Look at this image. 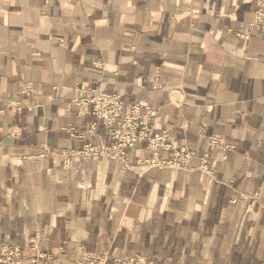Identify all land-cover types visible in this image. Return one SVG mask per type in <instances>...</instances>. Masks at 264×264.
Masks as SVG:
<instances>
[{
  "label": "crops",
  "instance_id": "0c3cea01",
  "mask_svg": "<svg viewBox=\"0 0 264 264\" xmlns=\"http://www.w3.org/2000/svg\"><path fill=\"white\" fill-rule=\"evenodd\" d=\"M259 4L0 0V246L20 247L16 264H35V237L46 264H264ZM101 83L153 111L188 168L148 166L144 144L123 162L81 154L112 143L74 103Z\"/></svg>",
  "mask_w": 264,
  "mask_h": 264
},
{
  "label": "built area",
  "instance_id": "2783aa9c",
  "mask_svg": "<svg viewBox=\"0 0 264 264\" xmlns=\"http://www.w3.org/2000/svg\"><path fill=\"white\" fill-rule=\"evenodd\" d=\"M246 27L249 31H264V7L262 5H258L253 20ZM248 32L241 31L237 35L242 39H247ZM84 93V98L74 101L78 115H90L101 121L109 129L112 143L110 145L85 146L81 154L88 155L93 159L108 158L123 162L127 160V150L138 144H144L147 151L152 153L151 157L146 160L148 166L181 170L188 168L193 156L184 147H173L166 133H155L152 127L155 113L149 108L139 104L126 103L118 95L107 93L102 83L95 89L85 90ZM68 132L71 137H82L73 129H69ZM209 147L211 149L221 148L223 152L232 151L234 148L220 139H211ZM158 150L168 153V158L161 159L158 156ZM199 168L208 174L213 173L206 155L200 159ZM230 203L235 204L236 199L231 200ZM38 248V237L29 240L25 247V249L36 252L35 264H46L43 261L45 255L39 253ZM21 253L22 251L18 246H0V263L16 264L19 262ZM121 263L156 264L147 262L140 256Z\"/></svg>",
  "mask_w": 264,
  "mask_h": 264
}]
</instances>
